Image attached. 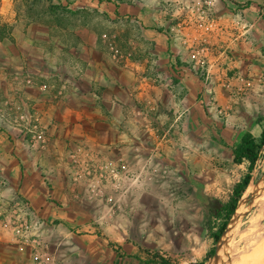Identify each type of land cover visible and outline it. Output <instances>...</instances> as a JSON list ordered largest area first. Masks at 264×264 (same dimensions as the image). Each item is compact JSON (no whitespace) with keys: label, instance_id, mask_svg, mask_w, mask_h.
Returning <instances> with one entry per match:
<instances>
[{"label":"rangeland","instance_id":"rangeland-1","mask_svg":"<svg viewBox=\"0 0 264 264\" xmlns=\"http://www.w3.org/2000/svg\"><path fill=\"white\" fill-rule=\"evenodd\" d=\"M198 1H212L219 12L217 0H0V123L6 120L12 135L23 128L18 118L28 104L20 92L34 85L32 71L49 65L52 73L64 74L73 59L92 58L90 40L98 48L93 57L105 54L117 67H125L128 58L148 61L147 75L162 90L160 101H145L146 108H156V120L141 129L168 146L156 152L154 144L149 154L139 153L148 158L133 167L134 191L121 199L120 212L110 211L117 229L134 232L120 242L139 252L125 254L114 240L111 246L122 259L142 256V262L159 263L162 256L154 248L161 244L152 232L162 229L174 253L183 249L193 264H209L227 209L249 173L248 162L235 163V151L245 134L260 142L264 133V0H219V7L237 8L248 23L262 12V21L258 28L236 18L228 25L219 15L227 33L211 48L209 70L192 60L188 33L176 30L187 13L183 8ZM160 35L168 40V52ZM160 57L172 62L162 66ZM263 175L264 148L252 182ZM131 196L133 206L125 209ZM263 204L264 193L260 208L238 227V241L252 235L250 221L264 212Z\"/></svg>","mask_w":264,"mask_h":264},{"label":"crops","instance_id":"crops-1","mask_svg":"<svg viewBox=\"0 0 264 264\" xmlns=\"http://www.w3.org/2000/svg\"><path fill=\"white\" fill-rule=\"evenodd\" d=\"M217 3L218 15H223L228 25L236 18L258 28L262 21L259 19L262 12L256 11L255 20L248 23L249 19L239 17L238 12H242L237 8L225 9L219 7V0ZM160 36L159 40L164 48L167 46L168 52V40ZM88 45L92 47L93 55H97L94 54L98 50L96 44L90 40ZM176 51L179 56L185 52L180 42L176 43ZM93 55L92 58L73 59L64 74L52 73L49 65L44 71H32L37 82L34 79V85L20 92L21 99L28 104L21 109H27L32 115L47 142L44 147H32L25 123L21 125L23 128L16 130L15 136L8 130L6 120L0 123V197L18 199L28 205L27 212L36 230L57 254L60 264H160L142 262V256H139L141 260L122 259L112 248L111 243L115 240L125 254H139L137 249L130 248L131 245L120 242L134 232L114 226L109 206L89 193L90 181L86 173L100 162L122 160L133 174V167L148 158L139 153L149 154L154 144L156 152L168 146L150 130H142L146 127L142 122L133 121L130 114L124 115L134 107L144 111L147 100L160 101L162 90L147 75L148 61L128 58L125 67L120 68L105 54ZM170 62L172 60L160 57L162 66ZM186 74L195 81L192 75ZM151 120L153 124L156 119L151 117ZM10 128L14 129L11 125ZM77 174L82 176L78 184L75 183ZM134 187L130 180L123 187L122 197L113 190L107 193L123 199L131 195ZM134 197L124 201L125 209L133 206ZM110 223L112 226L108 227ZM152 237L160 240L161 246L154 249L170 264H193L182 254L183 249L174 253L165 244L162 229L153 231ZM0 264H34L29 252H18L13 237L1 225Z\"/></svg>","mask_w":264,"mask_h":264},{"label":"built area","instance_id":"built-area-1","mask_svg":"<svg viewBox=\"0 0 264 264\" xmlns=\"http://www.w3.org/2000/svg\"><path fill=\"white\" fill-rule=\"evenodd\" d=\"M214 7L212 1H198L184 7L183 10L187 12L185 19L181 23L179 22L176 28L178 34L188 33V39L192 45V60L201 67L206 66L204 69L208 70L212 66L208 60L212 46L217 44L219 40H223L227 33L222 21H220L222 18L218 13H215ZM234 29L241 30L237 25L234 26ZM114 56L118 58L115 53ZM156 112L154 107H147L144 111L134 107L130 117L133 121L151 126V116ZM18 119L19 122L26 124L32 147L39 145L44 147L47 142L45 133L35 123L27 109H22ZM73 161L78 163L76 157L73 158ZM86 174L90 181L89 193L109 206L113 213L120 212L119 203L121 199L116 195H109L107 191L113 190L122 197L125 193L124 185H127L130 180L135 185L129 166L122 160L119 162H100ZM79 180H82V176L77 174L75 183L78 184ZM28 210V205L18 199L8 200L0 197V225L11 234L19 253H30L34 264H60L57 260V254L52 251L51 246L36 230ZM121 217L119 215V219Z\"/></svg>","mask_w":264,"mask_h":264},{"label":"water","instance_id":"water-1","mask_svg":"<svg viewBox=\"0 0 264 264\" xmlns=\"http://www.w3.org/2000/svg\"><path fill=\"white\" fill-rule=\"evenodd\" d=\"M263 193L264 175L256 183L251 182L250 186L239 200L234 214L230 218L216 244L214 257L211 262H215L216 264H237L236 250L230 247V238L239 232L238 227L244 222L246 216L255 208H260V201ZM259 229L253 233H256ZM222 253L228 256L227 263L222 260Z\"/></svg>","mask_w":264,"mask_h":264},{"label":"trees","instance_id":"trees-1","mask_svg":"<svg viewBox=\"0 0 264 264\" xmlns=\"http://www.w3.org/2000/svg\"><path fill=\"white\" fill-rule=\"evenodd\" d=\"M264 148V133L262 135V139L260 142H258L255 137L251 133H247L244 135L240 145L235 151V163L241 165L243 162H248L250 164L249 167V173L244 179L243 183L238 187L236 193H235V199L231 203V205L227 209V222L223 225V227L220 229V232L218 235H216V241L219 240L221 233L224 231L227 223L229 222L230 218L235 212V209L237 207L239 199L242 197L244 192L247 190V188L250 186L252 182V174L254 170L257 167V164L260 160V153L261 150ZM156 263V261H154ZM152 262V263H154ZM160 264H170V261H168L165 258H160L159 260ZM198 264H205L204 262L198 263Z\"/></svg>","mask_w":264,"mask_h":264},{"label":"bare ground","instance_id":"bare-ground-1","mask_svg":"<svg viewBox=\"0 0 264 264\" xmlns=\"http://www.w3.org/2000/svg\"><path fill=\"white\" fill-rule=\"evenodd\" d=\"M260 227H264V212L250 221L252 232ZM230 247L236 250L237 264H264V228L239 241L235 236H232ZM221 258L227 263L228 256L226 254L222 253ZM210 264L216 263L211 262Z\"/></svg>","mask_w":264,"mask_h":264}]
</instances>
